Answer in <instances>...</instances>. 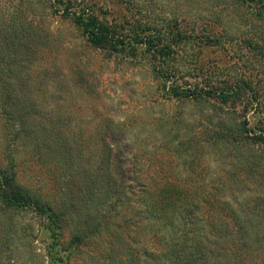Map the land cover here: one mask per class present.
<instances>
[{
    "label": "trees",
    "instance_id": "obj_1",
    "mask_svg": "<svg viewBox=\"0 0 264 264\" xmlns=\"http://www.w3.org/2000/svg\"><path fill=\"white\" fill-rule=\"evenodd\" d=\"M24 1L59 13L105 59L146 61L164 96L203 108L171 144L173 160L131 154L128 121L106 116L96 100L49 109L35 78L46 43ZM24 1L0 5V117L8 140L0 213L30 210L44 219L50 264H71L90 250L96 256L102 247L92 258L101 264H137L150 257L140 243L150 239L172 264H264V0L172 2L166 15L141 6L145 0ZM204 47L228 63L205 58ZM181 122L176 111L168 132ZM11 138L28 148L31 166L39 163L50 192L20 178ZM209 149L225 155L214 171Z\"/></svg>",
    "mask_w": 264,
    "mask_h": 264
},
{
    "label": "rangeland",
    "instance_id": "obj_2",
    "mask_svg": "<svg viewBox=\"0 0 264 264\" xmlns=\"http://www.w3.org/2000/svg\"><path fill=\"white\" fill-rule=\"evenodd\" d=\"M199 1L145 0L140 5L148 4L147 6L154 8L157 14L166 15L175 6L172 2L178 3L179 7L188 8L197 7ZM4 3L5 0H0V5ZM24 4L28 6V13L40 22L37 28L38 33L43 35L46 43L44 47L46 52L43 56L45 60L41 64V70L36 72L35 78L43 84L42 98L48 100L46 104L49 109L56 108L57 110V104L67 106L68 100H96L99 111L101 110L106 116L128 121L124 129L126 140L130 143L129 148H133L131 154L137 155V152H142L149 157L157 154V161L168 155L173 160L174 156L170 154L171 144H176L188 134L185 123L199 118L203 108L177 102L175 101L177 99L164 96L162 91L156 89L146 61L105 59L101 53L85 48L84 40L78 36L77 30L70 22L61 18L59 13H52L50 9L36 2L30 4L24 1ZM122 6L124 5L121 4L120 8ZM203 50L205 58L213 59L218 56L216 58H221L219 63H228L226 57L215 48L204 47ZM80 109L85 113L83 115L89 114L84 103L80 104ZM75 110L76 108L73 109ZM176 111L183 116L184 122L168 132L170 125L167 122ZM3 126L4 123L0 117V162H5V154H7L5 147L8 140ZM91 127L92 125L87 131H90ZM160 128L165 130L159 131ZM11 135L12 132L8 137ZM10 141L14 144L12 148H15L16 159L22 163L19 167L20 171L18 170L20 178L28 182L27 184L35 186L42 183L44 190L50 192L52 187L47 183V178H44V173H41L39 163L36 162L32 166L29 164L28 148L25 150L18 139L11 138ZM224 157L221 151L209 149L206 161L214 171L216 166H220L221 162L225 161ZM136 160L139 164L149 162L141 158H136ZM150 160H153L151 164L155 163L154 157ZM49 162L52 160L50 159ZM49 162H47L48 166L51 165ZM31 185L30 187H33ZM224 193L226 194L225 189ZM236 194L235 196L239 195V193ZM43 220L37 213L30 210L0 213V264L51 263L48 255L51 239L49 232L42 227ZM140 243L146 247L150 257L141 256L137 264H172L166 250L161 249L156 255L154 248L152 250L151 239L147 242L140 241ZM51 250L57 253V249ZM100 250H103V247L98 249L96 256H100ZM94 254L93 250L77 254L80 260L75 261L74 257L71 264H101V259H92L96 257Z\"/></svg>",
    "mask_w": 264,
    "mask_h": 264
}]
</instances>
